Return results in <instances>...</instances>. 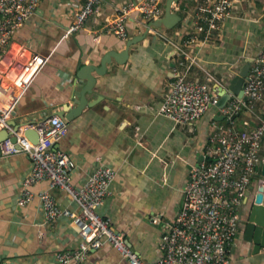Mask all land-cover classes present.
Wrapping results in <instances>:
<instances>
[{"label": "crops", "instance_id": "0c3cea01", "mask_svg": "<svg viewBox=\"0 0 264 264\" xmlns=\"http://www.w3.org/2000/svg\"><path fill=\"white\" fill-rule=\"evenodd\" d=\"M125 1L103 0L84 26L71 32L68 29L75 0H41L9 45L19 49L21 57L37 53L45 58L19 95L14 116L17 122H38L65 105L76 104L85 82L76 78L78 68L97 65L105 52L125 47L126 41L102 28L115 19L117 8ZM201 1L181 0L172 7L181 16L180 24L159 29L179 42ZM145 24L139 14L132 13L127 22L129 38L142 33ZM173 51L170 42L149 31L130 46L124 64L112 59L104 75L93 73L96 83L86 96L95 103L67 123V135L55 145L75 158L76 168L71 174L75 185H80L98 163L116 170L101 212L111 218L113 227L124 233L129 246L148 263L158 258V243L181 205L189 169L203 160L198 161L199 154H204L212 120L218 113L211 107L191 124L157 114L170 92L177 58ZM192 51L197 62L188 76L205 82L210 78L207 83L213 90L224 87L247 58L264 53L262 1L234 0L232 15L215 38L194 46ZM263 109L264 99L256 104L254 113L243 109L234 117L237 126L242 127L244 120L255 123ZM29 169L25 153L0 157V264H54L56 253L76 249L81 241L76 226L67 219L47 223L38 199L23 206L17 204L20 182ZM43 188H47L46 182L34 184L31 190ZM50 192L60 205L77 209L63 191L53 188ZM241 209L244 211L245 206ZM229 255V264H264V249L252 253L239 231ZM70 264L128 262L104 243L89 250L85 262Z\"/></svg>", "mask_w": 264, "mask_h": 264}, {"label": "built area", "instance_id": "2783aa9c", "mask_svg": "<svg viewBox=\"0 0 264 264\" xmlns=\"http://www.w3.org/2000/svg\"><path fill=\"white\" fill-rule=\"evenodd\" d=\"M102 1L75 0L71 5L73 19L68 30L81 29ZM261 1L264 4V0ZM40 2L0 0V131L11 132L16 138L15 142L9 138L0 142V157L22 152L29 158V172L20 182L19 206L36 198L47 223L64 218L76 226L81 239L78 247L56 253L54 264L83 263L89 250L104 243L117 250L128 264H229V247L238 234L243 213L241 207L245 206L248 192L252 196L257 192L261 197L264 195V176L261 174L264 109L253 124L252 120H244L240 127L234 118L243 109L254 113L256 104L264 99V53L253 58L250 64L243 97L231 95L220 108L217 107L220 98L217 89L213 90L207 83L210 78L205 82L189 77L188 73L197 62L193 47L215 38L224 21L232 15L234 0L199 2L179 42L163 29H149L170 42L177 56L170 92L157 114L177 123L191 124L215 107L217 114L225 120L224 123L212 120L213 130L203 160L189 169L181 205L174 221L161 236L154 263L145 262L129 246L124 233L113 227L111 218L101 212L117 174L113 167L98 163L80 185L72 182L76 160L55 147L68 132L64 119L56 114L45 115L38 122H19L16 131L10 124L15 120L20 93L29 86L45 58L37 53L21 57L19 49L9 45L19 28L35 14ZM163 12V0H126L117 8L115 19L102 28L126 41L129 38L127 22L132 13L139 14L147 24L161 18ZM27 128L36 131V143L24 135ZM39 182H46L47 188L32 191L31 187ZM53 188L63 191L77 209L60 205L50 192ZM153 222L157 220L153 218Z\"/></svg>", "mask_w": 264, "mask_h": 264}, {"label": "water", "instance_id": "95a60500", "mask_svg": "<svg viewBox=\"0 0 264 264\" xmlns=\"http://www.w3.org/2000/svg\"><path fill=\"white\" fill-rule=\"evenodd\" d=\"M180 1L181 0H165L163 16L159 19L149 21L142 33L127 39L125 47L122 50H109L105 52L103 56H101L99 64L97 65L90 63L80 66L76 71V78L84 80L85 82L79 90L77 102L73 106H63L61 110L56 112V115L69 123L74 118L78 117L85 107L92 106L95 103V100H88L86 94L93 92V88L96 83L95 75H104L107 70V65L112 59L119 64H124L128 58L130 46L141 41L149 32L150 28H176L178 23L181 21V16L179 13L172 10V6ZM252 61L253 58H247L246 62L240 66L237 73L229 78L224 87L218 86V94L220 98L217 102V107H223L231 98V95H235L238 98L243 97L244 83L249 74L250 64ZM223 118L224 116L219 114H216L214 117L216 120H222ZM10 124L15 131L20 125V123L15 120H11ZM24 135L31 139L34 143L38 140L36 131L31 128L25 129ZM6 138H9L11 142L16 141L15 136H12L11 132L1 130L0 142ZM199 155L198 161L203 159V154ZM261 174L264 176V162L261 166ZM247 195V199L244 202L245 209L243 211V218L241 219L238 231L242 235L243 242L251 246V252L257 253L261 249H264V195L261 197L258 192L255 193L254 196H249V192Z\"/></svg>", "mask_w": 264, "mask_h": 264}, {"label": "rangeland", "instance_id": "374dc122", "mask_svg": "<svg viewBox=\"0 0 264 264\" xmlns=\"http://www.w3.org/2000/svg\"><path fill=\"white\" fill-rule=\"evenodd\" d=\"M249 194H250L249 196H251V192H249ZM242 218H243V213H242Z\"/></svg>", "mask_w": 264, "mask_h": 264}, {"label": "trees", "instance_id": "16d2710c", "mask_svg": "<svg viewBox=\"0 0 264 264\" xmlns=\"http://www.w3.org/2000/svg\"><path fill=\"white\" fill-rule=\"evenodd\" d=\"M179 24H180V22L178 23V25H179ZM178 25H177V26H178Z\"/></svg>", "mask_w": 264, "mask_h": 264}]
</instances>
